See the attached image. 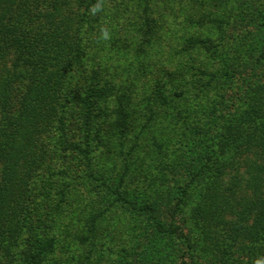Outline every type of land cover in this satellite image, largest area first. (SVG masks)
<instances>
[{
	"label": "trees",
	"instance_id": "1",
	"mask_svg": "<svg viewBox=\"0 0 264 264\" xmlns=\"http://www.w3.org/2000/svg\"><path fill=\"white\" fill-rule=\"evenodd\" d=\"M107 1L0 0V259L104 264L111 219L142 212L163 234L156 237H170L169 264H264V41L255 50L241 40L228 48L224 36H188L186 50L209 57L198 69L214 94L198 118L200 155L178 166L175 143L170 154L166 141L156 151L136 148L147 104L167 98L176 127L191 123L178 116L185 90L161 89L168 72L148 78L147 48L169 5L159 13L160 0H132L143 40L134 71H122L117 83L105 71L110 39L103 31L115 34ZM45 173L61 182L55 204L44 187L55 184ZM160 180L168 183L172 209L162 207ZM77 203L73 219L69 209Z\"/></svg>",
	"mask_w": 264,
	"mask_h": 264
},
{
	"label": "rangeland",
	"instance_id": "2",
	"mask_svg": "<svg viewBox=\"0 0 264 264\" xmlns=\"http://www.w3.org/2000/svg\"><path fill=\"white\" fill-rule=\"evenodd\" d=\"M160 1H162L160 2L162 4H158V12L163 8V2L169 6L163 13L164 15H162L164 21V24L162 23L164 25L163 29H159V33L151 38V43L147 48V51L151 52L150 57L152 58L151 69L148 70V78L152 79L151 81L153 82L155 78H161L162 70L168 72V75L164 77L165 81H159L161 84L165 83V86L161 89L169 95L170 93L175 95V90L179 91L180 87L185 90L181 91L183 93H181L182 97L180 99H185V101L183 110L180 111L178 116L181 118L179 120L185 118L187 122L191 123L188 129L183 126L184 129L180 130V128L176 127L179 122L176 125L174 124L173 114L175 111L170 107V100L167 98L166 101L158 99L160 102L152 105L144 103L149 108L146 109L145 113L147 115L137 129H140L141 125L145 124L146 133L139 135V139H137L138 147L136 148L139 150L143 149L144 152L156 151L155 144L166 141L164 148H167V150L165 152L170 154V150L174 148V145L170 146V143H175L176 153L180 157L179 162H182L178 166H189L192 160L196 158L195 156L200 155V144L204 137L203 133L200 132L201 121L198 118L200 115L204 117L205 113L209 112L205 108L213 104L212 95L214 93L210 90L211 87L208 88V86L204 85L209 77L198 69V67L202 68V66L203 68L207 67L206 64L209 57L207 58L206 54L202 53V50H197V53L192 50H186V40L190 35L198 38L209 37L217 41L224 36L223 38L227 41L226 46L228 48L231 47V44L237 46L236 43L241 40L246 46L250 47L252 45L256 50V44L259 39L264 41V0ZM135 2L132 0H108L106 2L108 9L111 8L110 10L115 11V14L110 17L112 19L110 22L114 24L113 30L115 34L109 33L107 36L110 40L105 49V71L110 75V78H115L117 83H119L120 78L125 79L122 71L125 69H129L131 72L134 71L132 70V65L135 63L137 53L140 52L137 43L143 40L139 38L140 35L137 32V14L133 6ZM127 4L128 7H126ZM156 18L158 19V17ZM89 36L91 37V35ZM99 54L104 55V53ZM256 54L257 52H255V56ZM259 55H261V50L258 53ZM90 58L87 57V59ZM96 58L99 60L98 57ZM193 58H195V61ZM170 73L173 74L171 80ZM148 80L143 77L145 84L148 83ZM208 84L211 85L214 82ZM141 92L138 95L140 98L147 101L152 98ZM216 99L225 101V99L221 98ZM150 106H152V109ZM195 112L197 116L194 115ZM194 126L197 128H194ZM162 130L166 131L163 138L161 136ZM98 151L95 149L93 153L97 154ZM171 155L174 156L173 153ZM62 161H58L59 163L56 164L60 166L63 163ZM119 168L116 167V170ZM178 174L180 176L183 174L182 169L179 170ZM43 178L47 179V181L53 180L55 184L54 188H48V182L44 186L49 192L47 193L50 196L49 202L55 204L59 197L58 194L57 196L55 194L58 193L57 188L61 185L60 179L56 175L48 178L47 173L44 174ZM166 184L168 183L160 180L162 193H160L159 199L160 202H163L162 207L169 204L166 207L172 209L175 207V201L172 200L170 203H166L170 194L165 189ZM56 185L58 186L56 187ZM72 186L73 189H76L75 185ZM78 205L77 203L75 208L69 209L70 216L73 219L79 213L80 208ZM77 208H79L78 211ZM138 215L136 214L137 217L131 214L123 215L120 222L118 219H111L114 232L109 234L112 237L111 248L108 249L107 245H105L107 255L104 264H169L170 237L164 239L156 237L159 232L153 225V221L148 219L147 216L149 215L142 216V212H138ZM132 218L137 220L135 221ZM182 219L179 217L178 222H181L180 220ZM185 225V223H182L181 226L184 228ZM162 235L159 234V236ZM123 247L127 252L121 250ZM119 250H121L120 254L117 253ZM62 256H66V254ZM5 262L7 261L0 259V264H5ZM59 262V264H62L61 258H59Z\"/></svg>",
	"mask_w": 264,
	"mask_h": 264
},
{
	"label": "clouds",
	"instance_id": "3",
	"mask_svg": "<svg viewBox=\"0 0 264 264\" xmlns=\"http://www.w3.org/2000/svg\"><path fill=\"white\" fill-rule=\"evenodd\" d=\"M103 35L105 36V38L107 37V32H106V30L103 31ZM256 264H262V262L259 261V260H257V261H256Z\"/></svg>",
	"mask_w": 264,
	"mask_h": 264
}]
</instances>
